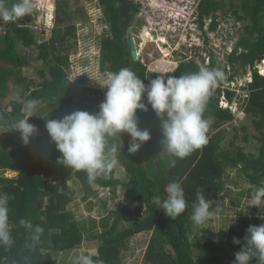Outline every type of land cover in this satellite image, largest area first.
Wrapping results in <instances>:
<instances>
[{
	"label": "trees",
	"instance_id": "obj_1",
	"mask_svg": "<svg viewBox=\"0 0 264 264\" xmlns=\"http://www.w3.org/2000/svg\"><path fill=\"white\" fill-rule=\"evenodd\" d=\"M13 2L15 0H8L9 6ZM99 2L108 23V29L100 40L102 70L114 74L127 67L145 85L160 75L182 76L199 72L198 64L193 59L167 63L166 66L156 61L158 63L154 62L148 67L145 63L147 59L134 60L125 37L140 9L139 5L132 0ZM70 4V0H57V17L68 24L64 29L54 27L47 40H39L30 27L17 22H10L4 33H0V125L7 126L25 118L22 113L24 104L17 99L7 105L2 102L10 83L22 86L23 90L30 91V98L40 99L49 105V109L41 108L28 118L37 132L27 145L21 140L19 132L0 134V171L17 172L14 177L0 174V193L10 196L9 223L14 241L11 246H0V264H60L53 260L54 253L81 244L83 229L67 208L74 201L68 185L70 180L80 184L84 201L94 195L95 186L109 188L113 197L116 196L117 185L125 189L123 201L113 212L114 219L110 222V219L103 218L100 222L101 232L96 236L99 243L94 260H102L104 264H121V253L127 250L130 237L150 232L142 264H222L214 240H204L209 229L203 227L194 231L195 225L190 217L197 202L198 190L208 201L216 199L223 192V176L228 168H237L251 185L241 195L252 193L255 191L253 188L264 187V75L251 68L264 59V0H200L199 4L201 27L204 19L220 10L229 12L240 23L246 22L227 58L234 73L246 72L248 68L253 70L251 81L241 89L247 90L244 93V112L254 118L253 124L260 133L257 153H246L242 148L234 147L233 141H230V147H222L227 130L221 124L233 121L234 115L230 108L219 105L220 95L228 103L235 96L234 90L220 88L223 79L218 83L219 88L212 92L204 113L206 118L212 119L206 145L184 159H175L173 166L174 158L160 153L163 148L161 121L151 106L146 105L147 111L137 110L138 126L147 129L151 139L136 154L130 155L127 148L131 137L127 133L121 136L124 148L118 154V164L126 170L127 181L121 183L114 177L117 164L106 176L98 177L91 185L86 172L71 170L58 163L60 153L46 130L48 118L59 120L78 110L96 113L102 102L98 89L72 85L68 80L66 68L71 46L66 42L76 36L74 17L80 13L73 11ZM19 46L26 48V51ZM33 47L38 50L41 60L50 58L47 79L35 81L22 74V69L30 65ZM215 65L211 60L209 68L220 69ZM40 74L43 76V70ZM243 139L247 141L248 137ZM109 143L119 144V137L111 139ZM174 181L181 184L187 207L184 213L172 220L153 204L152 197L157 194L163 196L167 184ZM141 205H144L143 212ZM21 219L43 228L39 241L31 240V233L19 224ZM123 220H127V225L120 228Z\"/></svg>",
	"mask_w": 264,
	"mask_h": 264
},
{
	"label": "rangeland",
	"instance_id": "obj_2",
	"mask_svg": "<svg viewBox=\"0 0 264 264\" xmlns=\"http://www.w3.org/2000/svg\"><path fill=\"white\" fill-rule=\"evenodd\" d=\"M70 1L73 11L80 13H77L74 17L76 36L75 38L70 37L66 42L67 45L71 46L68 68H66L68 80L72 85L98 89L101 92L103 101L107 91L104 85L113 75V73L102 70L100 64V40L104 31L108 29L104 10L98 0ZM158 1L135 0V2L139 3L140 9L131 25L136 49V58L134 60L147 59L145 60L146 67L156 61L165 63L164 66L167 63L183 61L184 56L181 54L187 52V48L184 47L190 44L185 36L190 31L188 28L193 26L191 25L192 18L190 17L192 0H189L188 3L186 0L182 2V5L187 7L184 18L178 15V13H183L177 12L180 8L179 3L176 5L171 1ZM55 2L54 0H46V2L40 3L38 28H30L39 40L50 38L54 27L64 29L67 26L66 24H68L67 22L63 23L62 19L57 17ZM152 2L159 3L160 8L151 7ZM43 5H45L44 8ZM171 5L174 7H171ZM51 17L52 19H50ZM245 24L246 22H238L229 12L226 13L220 10L208 17L204 25L200 27V30L197 28L198 24L196 23V26L194 24L193 29L195 31L189 34L202 46L206 39L203 48L209 49L206 53L210 54L211 60H214L216 64L215 66L224 72V83L221 86L217 85L216 88H219V86L220 88L228 87L235 91L233 101L229 103L220 95L219 105L223 108H230L234 115L233 121L221 124V127L227 130L226 139L222 142V147H230L229 143L233 141L234 147H240L246 153L255 154L260 146V142L257 139L260 133L253 124L254 118L244 112V98L246 96L244 93H247V90L243 89L242 91V89L238 88L242 85H248L251 70L254 67L259 69L258 73L260 75H264V59L256 62L254 67L252 66V69L248 68L246 72L238 71L234 73L233 69L229 67L227 58L228 49L234 47L235 41L242 34ZM101 29H103V32H101ZM202 46L196 47L194 52H199ZM19 48L22 51H26V48L20 46ZM32 49L30 51V54H32L30 65L22 69V74L28 79H34L35 81L47 79L49 77L47 67L50 63V58L47 61H43L38 56V50L35 47ZM83 55H86V57H82ZM209 62L206 57L202 56V60L198 63L199 70L206 68L204 65ZM207 68L209 67L207 66ZM42 70L43 76L40 74ZM9 85V91L2 100L3 104L7 105L19 96L24 101H37V106L31 112V116L41 108L46 107V109H49V105L46 102L30 98V91L23 90L22 86H15L13 83ZM216 88L213 91L217 90ZM143 101L147 105L146 95ZM22 113L24 117L29 115L24 110V106ZM245 136L248 137L247 141L243 139ZM240 166L241 164L238 168ZM0 174L6 177H14L17 172L13 174L12 172L0 171ZM114 177L121 183L127 181L126 170L120 164L117 165ZM223 179L225 181L223 192L216 199L210 201L212 207L218 208L219 211L205 225L195 226L193 230H200L203 227L208 228V236L204 240H214L213 244L217 248L218 255L222 258V264H233L235 253L239 252L244 244L243 238L248 227L250 225L259 226L264 224V219L260 218L264 215V208L248 207V199L251 198V194L241 195L240 193L242 191L246 192L251 188V185L239 173L237 168H228ZM68 185L74 201L67 208L72 211L74 218L82 227L84 235L79 246L53 254V260L60 264H72L73 260L82 253L93 255L97 253L96 249L99 241L96 236L101 232L100 222L103 218L110 219V222L114 219L115 215H113V212L118 209L123 201L125 192L121 185H117L116 196L113 197L109 188L95 186L96 192L94 195L84 201L80 184L76 180H70ZM253 189L256 190V188ZM141 210L143 212L144 205H141ZM126 225L127 220L120 222V228ZM149 236H151L150 232H143L130 237L127 250L121 253V264H142ZM234 237L239 238L241 243L234 244ZM251 264H258V262L253 259Z\"/></svg>",
	"mask_w": 264,
	"mask_h": 264
},
{
	"label": "clouds",
	"instance_id": "obj_3",
	"mask_svg": "<svg viewBox=\"0 0 264 264\" xmlns=\"http://www.w3.org/2000/svg\"><path fill=\"white\" fill-rule=\"evenodd\" d=\"M36 1L33 3L38 9L40 4ZM132 1L139 5L135 0ZM197 9L198 21H191V25L196 26L197 23V28L200 30L199 5ZM33 10L32 0H15L11 6L8 0H0V22L8 23L4 24L6 25L4 30L10 22H18L20 18L31 15ZM190 11L192 17L193 3ZM37 24L38 21L35 24L26 23L25 26L38 28ZM193 26L188 28L190 31L185 36L190 42L184 47L187 48V52L181 55L184 56V60L190 57L188 60L193 59L197 64L202 60V56L206 57L207 61H210L204 65L206 68L182 76L160 75L151 79L148 85H145L143 80L129 68L120 69L104 85L107 91L104 100L99 104L98 112L78 110L59 120L49 118L46 120V130L60 153L58 163L71 170L86 172L88 183L91 185L98 177L106 176L118 164V154L124 148L121 141L122 134L127 133L131 137L127 148L128 154H136L142 145L151 139L150 132L138 126L137 110H148L143 102L145 95L147 105L151 106L161 121L163 148L160 153L174 158L173 166L175 159H184L208 143L207 133L212 119L206 118L204 113L213 90L224 79L225 74L220 69L207 68L211 64V56L206 53L209 49L203 48L206 39L203 46L199 45L189 34L195 31ZM199 46H202L199 52H194ZM232 50L233 48L228 49L227 54L229 55ZM254 69L259 72L257 68ZM17 100L24 104V110L29 115L7 126L0 125V134L10 131L19 132L21 140L27 145L37 132L35 125L28 122L31 112L37 106V101H23L19 96ZM117 137L120 140L119 144L109 143L111 139ZM250 194L248 207L264 208V187H259ZM196 197L197 202L193 205L190 219L199 227L205 225L219 209L212 207L202 191L198 190ZM9 200L10 196L7 193H0V246H11L14 242L10 234ZM152 202L172 220L184 213L187 207L184 190L181 184L175 181L167 184L163 196L154 195ZM260 218L264 219V215ZM19 224L31 233L32 241L40 240L42 227L34 226L25 219H21ZM243 240L244 244L241 250L235 253L233 264H251L253 259L258 264H264V224L250 225ZM233 243L240 244L241 240L234 237ZM73 264H104V262L99 259L94 260L93 254L82 253L73 260Z\"/></svg>",
	"mask_w": 264,
	"mask_h": 264
},
{
	"label": "water",
	"instance_id": "obj_4",
	"mask_svg": "<svg viewBox=\"0 0 264 264\" xmlns=\"http://www.w3.org/2000/svg\"><path fill=\"white\" fill-rule=\"evenodd\" d=\"M45 2H46V0H45ZM33 9H34L33 11H38V9L35 7ZM29 20H30V18L24 19V17H22V18H20V20L17 23H19L20 25H25L26 24L25 22L28 23ZM31 23L35 24V23H37V21H32ZM125 42L127 43V46L129 48V51H130L132 58L135 59L136 58V49L134 46V39H133L132 31H131V26H129L127 29Z\"/></svg>",
	"mask_w": 264,
	"mask_h": 264
},
{
	"label": "built area",
	"instance_id": "obj_5",
	"mask_svg": "<svg viewBox=\"0 0 264 264\" xmlns=\"http://www.w3.org/2000/svg\"><path fill=\"white\" fill-rule=\"evenodd\" d=\"M178 1L180 2V4H182V1L183 0H177V2H174L176 5H178ZM185 1V0H184ZM188 1L189 0H186V2L188 3ZM36 3L37 4H40V0H37L36 1ZM186 3V4H187ZM192 3H193V15H192V21H198V9H197V6L199 5V3H200V0H192ZM171 7H174V6H172L171 5ZM182 7H183V9H184V7H186V5L185 6H183L182 5ZM196 7V8H195ZM187 8V7H186ZM184 10H186V9H184ZM173 12V11H172ZM4 24H8V23H3V22H0V32H3V30L5 29V26H4ZM190 57H187L186 58V60H188ZM255 65V64H254ZM254 65H253V67H254ZM258 69V68H257ZM259 70V69H258Z\"/></svg>",
	"mask_w": 264,
	"mask_h": 264
},
{
	"label": "flooded vegetation",
	"instance_id": "obj_6",
	"mask_svg": "<svg viewBox=\"0 0 264 264\" xmlns=\"http://www.w3.org/2000/svg\"><path fill=\"white\" fill-rule=\"evenodd\" d=\"M35 0H32V4H33V8L35 7H37L33 2H34ZM44 0H42V2H43ZM54 1H56L57 2V0H54ZM149 1V0H148ZM160 1H162V0H160ZM165 1H171V2H177V0H165ZM55 2V3H56ZM98 2H99V0H98ZM183 2V1H182ZM40 3H41V1H40ZM44 3V2H43ZM178 3H179V9H182L183 7L181 6L182 4H180V2L178 1ZM99 4H100V2H99ZM151 5H153V2L151 3ZM40 9L38 8V11H33L32 13H31V15H26V16H24V19H28V18H30V20H29V22L28 23H31L32 21H38V17H39V11ZM104 10V9H103ZM27 17V18H26ZM25 23H27V22H25ZM101 32H103V29L101 30Z\"/></svg>",
	"mask_w": 264,
	"mask_h": 264
},
{
	"label": "bare ground",
	"instance_id": "obj_7",
	"mask_svg": "<svg viewBox=\"0 0 264 264\" xmlns=\"http://www.w3.org/2000/svg\"><path fill=\"white\" fill-rule=\"evenodd\" d=\"M159 1H160V0H159ZM159 1H158V2H159ZM41 2H42V0H41ZM43 2H45V0H44ZM43 2H42V3H43ZM172 3H174V2H172ZM158 4H159V3H153V5H151V7H153V8H160ZM44 6H45V5H43V8H44ZM39 7H40V6H39ZM43 8H42V9H43ZM184 9H186V10H184ZM184 9L182 8V9H179V10L177 11V12H183L182 14H181V13H178V15H180L182 18H184V14H185V12L187 11V8H186V7H184ZM169 11H171V10H169ZM173 11H174V10H173ZM175 12H176V11H175ZM168 15H169V14H168ZM172 15H173V14H172ZM185 15H186V14H185ZM180 16H179V17H180ZM171 17H172V16H171ZM173 17H174V16H173ZM176 19H177V18H176ZM48 22H49V21H48Z\"/></svg>",
	"mask_w": 264,
	"mask_h": 264
},
{
	"label": "crops",
	"instance_id": "obj_8",
	"mask_svg": "<svg viewBox=\"0 0 264 264\" xmlns=\"http://www.w3.org/2000/svg\"><path fill=\"white\" fill-rule=\"evenodd\" d=\"M7 172H12L13 174L16 173L15 171L6 170Z\"/></svg>",
	"mask_w": 264,
	"mask_h": 264
}]
</instances>
